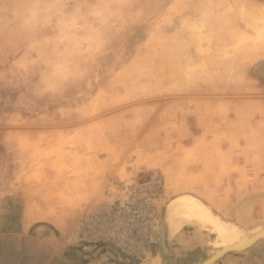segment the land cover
Here are the masks:
<instances>
[{"label": "rangeland", "instance_id": "obj_1", "mask_svg": "<svg viewBox=\"0 0 264 264\" xmlns=\"http://www.w3.org/2000/svg\"><path fill=\"white\" fill-rule=\"evenodd\" d=\"M148 170L161 239L197 203L232 241L264 230V0H0V229L160 264L91 222Z\"/></svg>", "mask_w": 264, "mask_h": 264}, {"label": "crops", "instance_id": "obj_2", "mask_svg": "<svg viewBox=\"0 0 264 264\" xmlns=\"http://www.w3.org/2000/svg\"><path fill=\"white\" fill-rule=\"evenodd\" d=\"M164 218L168 252L160 264H200L227 246L221 245L224 240L218 239L210 223L218 229L217 225L196 214L169 206ZM156 258L142 264H156ZM110 261L96 258L89 249L63 247L56 235L31 229L24 220L17 229H0V264H115ZM210 264H264V238L242 250L228 251Z\"/></svg>", "mask_w": 264, "mask_h": 264}, {"label": "built area", "instance_id": "obj_3", "mask_svg": "<svg viewBox=\"0 0 264 264\" xmlns=\"http://www.w3.org/2000/svg\"><path fill=\"white\" fill-rule=\"evenodd\" d=\"M111 186L116 194L91 221L97 242H113L130 254L151 251L161 241L157 200L164 188L162 176L148 170L126 180L114 179Z\"/></svg>", "mask_w": 264, "mask_h": 264}, {"label": "bare ground", "instance_id": "obj_4", "mask_svg": "<svg viewBox=\"0 0 264 264\" xmlns=\"http://www.w3.org/2000/svg\"><path fill=\"white\" fill-rule=\"evenodd\" d=\"M197 204H198L200 210L198 211V214H196V216L215 223L218 227V231H219L221 238L223 240H225L227 243H229L221 252L219 251L220 253L217 252L216 256L221 255L225 250H227L229 248L234 247V248L242 249V248H245L246 246L248 247V246L252 245L256 239L260 238L261 236H264V230H262V231H259L255 234H253L245 242L232 241V237H231L230 232L223 226V224L220 222L219 218L216 215H214L205 204H202V203H197ZM214 258H212L210 260L206 259L201 264H208L210 261L212 262V260Z\"/></svg>", "mask_w": 264, "mask_h": 264}, {"label": "water", "instance_id": "obj_5", "mask_svg": "<svg viewBox=\"0 0 264 264\" xmlns=\"http://www.w3.org/2000/svg\"><path fill=\"white\" fill-rule=\"evenodd\" d=\"M262 238H264V236H261L260 238H258V239H256L254 242H256V241H258L259 239H262ZM161 244H162V250H161V256L164 258L165 256H166V254H167V252H168V246H167V236H166V228H165V226H163V229H162V239H161ZM247 247V246H246ZM245 247V248H246ZM242 249H244V248H242ZM242 249H238V248H229V249H227V250H225L221 255H219V256H216L217 254H213V255H211L210 257H208L207 258V260H210V259H212V258H214L213 260H212V262L213 261H215L216 259H218L220 256H222L223 254H225L226 252H228V251H233V250H242ZM212 262H209L208 264H210V263H212Z\"/></svg>", "mask_w": 264, "mask_h": 264}]
</instances>
